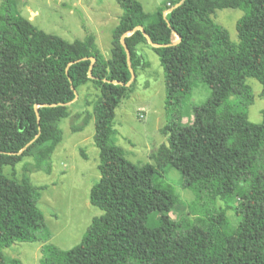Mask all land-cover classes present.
<instances>
[{
  "label": "trees",
  "instance_id": "16d2710c",
  "mask_svg": "<svg viewBox=\"0 0 264 264\" xmlns=\"http://www.w3.org/2000/svg\"><path fill=\"white\" fill-rule=\"evenodd\" d=\"M118 3L123 13L108 58L94 33L70 42L15 16L11 0L2 2L0 264H23L4 253L17 241L51 237L38 205L45 187L30 173L52 172V155L63 140L59 123L69 116L78 87L88 83L100 90L93 110L100 177L90 202L102 214L72 249L45 243L41 264H264V110L261 123L248 121L254 92L246 82L252 77L264 85V0H167L154 15L139 0ZM224 8L245 11L238 43L213 19ZM146 34L161 45L151 48L165 74L161 132L167 142L151 154L154 164L138 167L111 136L116 108L132 85L131 69L135 75L141 63L137 47L150 45ZM200 81L211 94L184 123L183 102ZM26 157L36 162L25 163L21 179L4 174ZM169 165L181 172L184 187L213 203L204 204L182 234L171 217L179 197L164 179ZM229 211L238 219L232 231L223 225Z\"/></svg>",
  "mask_w": 264,
  "mask_h": 264
},
{
  "label": "rangeland",
  "instance_id": "374dc122",
  "mask_svg": "<svg viewBox=\"0 0 264 264\" xmlns=\"http://www.w3.org/2000/svg\"><path fill=\"white\" fill-rule=\"evenodd\" d=\"M147 14L154 15L167 0H139ZM3 0H0V11ZM12 12L29 18L34 25L47 33L55 34L73 42L95 33L104 54L111 57L112 32L123 13L118 0H11ZM169 5V3H168ZM166 11H168L166 9ZM245 11L240 8L217 9L213 19L226 28L232 41L238 43L237 23ZM177 40V36L176 39ZM150 45H138L141 63L137 67L132 85L116 108L113 144L118 146L124 157L140 167L154 164L151 154L163 143L166 137L161 128L165 123L164 101L166 96L165 74L160 58ZM252 87L254 100L248 108V121L262 122L264 110V85L256 78H247ZM100 90L92 83L77 89L76 99L70 103V114L63 118L59 126L63 140L52 155V172L35 170L30 173L37 186H43L39 207L44 213L50 239L36 241H17L4 249L7 257H16L23 264H41L42 247L51 243L63 250L78 245L90 226L93 218L102 211L90 202V191L99 180L100 150L95 144L96 125L93 110ZM211 94L205 82H198L190 97L184 100L186 112L184 123L192 119L193 107L202 105ZM90 121L81 130H73V124L81 125L87 115ZM144 115V118L140 117ZM77 115H81L76 117ZM26 162L35 163L33 157H26L15 167L6 166L4 174L22 178ZM164 179L173 185L178 204L171 213L175 221V231L182 234L187 223L196 214H202L204 204L213 203L198 199L193 189L184 187L181 172L169 165L164 171ZM241 200V196L239 197ZM217 207L221 202H216ZM237 217L229 211L224 227L233 230Z\"/></svg>",
  "mask_w": 264,
  "mask_h": 264
},
{
  "label": "water",
  "instance_id": "95a60500",
  "mask_svg": "<svg viewBox=\"0 0 264 264\" xmlns=\"http://www.w3.org/2000/svg\"><path fill=\"white\" fill-rule=\"evenodd\" d=\"M139 28L142 29V27H139ZM146 37H147L149 43H150L152 46H154V47H159V46H161L160 44H155V43H153V42L150 40V37H149L148 34H146ZM177 37H178V40H177L176 42H174V43H178V42L180 41L181 37H180L179 34H177ZM122 42H123V45H124L125 48H126V52H127V56H128V61L130 62V51H129L128 47H127V44H126L125 41H124V37L122 38ZM92 61L94 62V59H93V58H92ZM131 72H132V78H131L130 82L128 83V85L132 82V80H133L134 77H135V75H134L132 69H131Z\"/></svg>",
  "mask_w": 264,
  "mask_h": 264
},
{
  "label": "built area",
  "instance_id": "2783aa9c",
  "mask_svg": "<svg viewBox=\"0 0 264 264\" xmlns=\"http://www.w3.org/2000/svg\"><path fill=\"white\" fill-rule=\"evenodd\" d=\"M140 117H141V118H144V115H143V114H140Z\"/></svg>",
  "mask_w": 264,
  "mask_h": 264
},
{
  "label": "crops",
  "instance_id": "0c3cea01",
  "mask_svg": "<svg viewBox=\"0 0 264 264\" xmlns=\"http://www.w3.org/2000/svg\"><path fill=\"white\" fill-rule=\"evenodd\" d=\"M167 12H168V11H165V14H166ZM116 26H117V25H116ZM116 26H115V27H116ZM94 34H95V33H94ZM95 35H96V34H95ZM96 37H97V36H96Z\"/></svg>",
  "mask_w": 264,
  "mask_h": 264
}]
</instances>
